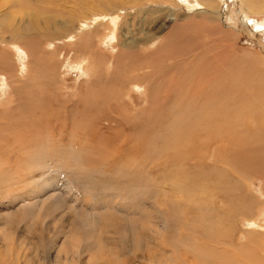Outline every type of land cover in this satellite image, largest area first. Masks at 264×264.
I'll return each instance as SVG.
<instances>
[{
  "label": "rangeland",
  "instance_id": "374dc122",
  "mask_svg": "<svg viewBox=\"0 0 264 264\" xmlns=\"http://www.w3.org/2000/svg\"><path fill=\"white\" fill-rule=\"evenodd\" d=\"M260 24L264 0H0V264H264ZM175 51L201 56L142 79Z\"/></svg>",
  "mask_w": 264,
  "mask_h": 264
},
{
  "label": "bare ground",
  "instance_id": "6f19581e",
  "mask_svg": "<svg viewBox=\"0 0 264 264\" xmlns=\"http://www.w3.org/2000/svg\"><path fill=\"white\" fill-rule=\"evenodd\" d=\"M170 1V0H169ZM173 1V0H172ZM195 1V0H194ZM199 1V0H198ZM165 2V1H164ZM183 2V1H182ZM154 3H155V1H154ZM160 3H161V1H160ZM167 3H169V2H167ZM195 3V2H194ZM181 4V3H180ZM201 5H203L202 3H200ZM160 6V5H159ZM194 6H196V5H194ZM199 8V7H198ZM200 10V9H199ZM209 12V11H208ZM113 21H115V19L113 18L112 19ZM114 23V26L115 25H117L116 24V22H113ZM261 25L262 24H260L259 25V27L261 28ZM262 27H264L263 25H262ZM112 31V30H111ZM113 32H114V30H113ZM112 32V33H113ZM114 34V33H113ZM152 36V35H151ZM118 38V37H117ZM207 39V38H206ZM148 40H146V38H142L141 39V44H142V49L144 50V49H146V45L147 44H145L146 42H147ZM154 41V40H153ZM212 41V40H211ZM153 45V44H152ZM224 46L226 47V50L227 51H229L230 53H228L229 55H230V61L231 62H233L232 61V59H234L235 57H236V54L237 53H235V51H233L232 50V48H227V46H226V44H224ZM230 47V46H229ZM232 47V46H231ZM185 49V48H184ZM189 49V48H188ZM193 49H195V48H193ZM230 50H232V51H230ZM150 51V50H149ZM157 51V50H156ZM192 51V50H191ZM191 51H188V52H185V51H180V52H178L177 54H175L176 53V51L175 52H172V53H170V54H168V55H166L164 58H163V60L162 61H164L165 62V64H163L162 66H160L159 67V69L158 70H154V68H153V65H152V63H150L149 62V64L151 65L150 66V72L146 75V77H142V79L143 80H145V79H150L153 75H154V73L155 72H158V73H156V76L158 75V77L159 78H161V80H163V76L166 74V75H168V76H170L171 75V73L172 72H174L175 71V68L177 67V64L175 65L174 63H172V64H170V65H168L167 63L168 62H172L173 60L175 61L177 58L178 59H183V57L185 56L186 58H184L185 60H188L189 58H190V56H191V58L192 57H195V58H197L198 56H201V55H199V54H197L196 56H194L195 54L193 53V52H191ZM194 51V50H193ZM155 52V51H154ZM154 52H153V54H154ZM131 53V52H130ZM129 53V54H130ZM135 53V52H134ZM142 53H143V51H142ZM191 53V54H190ZM227 54V55H228ZM226 55V56H227ZM135 56V55H134ZM174 56V57H173ZM173 57V58H172ZM140 58V57H139ZM150 58V57H149ZM148 58V59H149ZM171 59V60H170ZM173 61V62H174ZM189 61V60H188ZM124 64L121 66L122 68H120V71H122V70H126V73H134V75L135 76H140L137 72H138V67H139V65L137 66V67H135V64L136 63H134L131 59H129V61L128 62H123ZM234 63V62H233ZM204 64V63H203ZM202 64V65H203ZM157 65V64H156ZM229 65V64H228ZM232 65V64H231ZM117 66H119V64H115V62H114V67H115V69H117L118 67ZM210 66V65H209ZM224 66V65H223ZM135 67V68H134ZM148 67V66H147ZM157 67V66H156ZM217 67V66H216ZM207 68V67H206ZM210 68V67H209ZM114 69V68H113ZM198 69V68H197ZM140 70V69H139ZM228 69H225L224 71H227ZM230 70V69H229ZM233 70V69H232ZM215 71V70H214ZM146 72V71H145ZM205 73V72H204ZM214 73V72H213ZM217 73V72H216ZM218 73H220V72H218ZM146 74V73H145ZM228 74V73H227ZM206 75V74H205ZM216 75V74H215ZM218 75H220V74H218ZM172 76V75H171ZM231 75H230V72H229V77H230ZM119 77V76H118ZM141 77V76H140ZM164 77H166V76H164ZM185 77H186V75H185ZM185 77H183V78H185ZM228 77V76H227ZM155 78V77H154ZM169 78V77H168ZM167 78V79H168ZM173 78V77H172ZM210 78V77H209ZM213 78H214V76H213ZM138 79V78H137ZM153 79V78H152ZM206 79V78H205ZM174 80H175V82H174ZM212 80H214V79H209V80H206V82H210V81H212ZM165 81V80H164ZM170 81V80H169ZM230 81V80H229ZM120 82V81H119ZM213 82V81H212ZM221 82V81H220ZM161 83V82H160ZM173 84L170 86L169 85V87L165 90L166 91V93L167 94H169V95H167V96H170V94L172 93H174V94H176V95H181L180 93L181 92H183L184 90H183V87L185 86L184 85V81L182 80V79H180V76L178 77V79L177 78H173V82H172ZM222 83V82H221ZM220 83V84H221ZM188 85H186V88L187 89H185L186 91H192V92H194V93H198L197 94V96H195L194 97V94H193V97H194V99L196 98V99H206V100H220V99H223L224 97H223V94H226V93H224L223 91H221L219 88L218 89H216L214 92L211 90L212 88H210V86H211V84L212 83H207V84H204V78L202 77H200V80H195V83L192 81V80H190V82H188L187 83ZM217 84V83H216ZM210 85V86H209ZM215 85V84H214ZM224 85V84H223ZM222 85V86H223ZM219 86V85H218ZM209 87V88H208ZM224 87V86H223ZM216 88V87H215ZM224 89V88H223ZM234 90V89H233ZM189 91V92H190ZM227 92V91H226ZM165 93V92H164ZM191 93V92H190ZM192 95V94H191ZM182 97H180V96H174V98H173V100H176V99H182L183 97L185 98V94H183V95H181ZM190 96V95H189ZM156 97H157V95H156ZM188 97V96H187ZM208 98V99H207ZM151 99V98H150ZM165 99H166V97H165ZM170 99V98H169ZM157 100V99H156ZM197 103V102H196ZM165 108V107H164ZM170 109V108H169ZM171 114V113H170ZM177 114V113H176ZM169 115V114H168ZM253 121H255L257 124H260V122H257L258 120H254L253 119ZM261 121V120H260ZM264 136V135H263ZM229 245V244H228ZM229 247V246H228ZM232 264H233V262H231ZM230 264V263H229Z\"/></svg>",
  "mask_w": 264,
  "mask_h": 264
}]
</instances>
